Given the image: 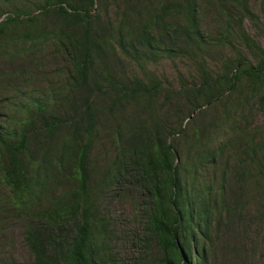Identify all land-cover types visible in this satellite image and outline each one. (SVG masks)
Returning a JSON list of instances; mask_svg holds the SVG:
<instances>
[{"label":"trees","instance_id":"1","mask_svg":"<svg viewBox=\"0 0 264 264\" xmlns=\"http://www.w3.org/2000/svg\"><path fill=\"white\" fill-rule=\"evenodd\" d=\"M205 2L225 14V37L236 29L244 46L233 47L235 54L216 73L195 56L212 39L200 21ZM248 4L0 0V55L26 57L52 43L69 63L58 88L3 97L20 113L0 120V183L5 202L27 220L24 239L33 264H118L96 195L120 181L140 193L141 237L156 242L155 264H217L221 235L240 222L252 197L249 182L256 187L264 176V170L259 177L254 171L259 142H245L243 133L224 138L220 128L214 130L218 124L204 123L182 145L178 136L188 134L181 123L168 127L156 105L163 108L177 92L189 100L191 113L202 103L226 106L225 94L242 82L246 95H256L264 81V48L243 28V19L255 18ZM118 51L143 73L113 59ZM179 55L195 58L198 73L190 72L192 81L179 75V90L165 86L162 94V82L149 66ZM8 76L0 73V81ZM106 126L115 156L96 181L94 148ZM138 238V229L127 237L136 254ZM140 255L126 264H138Z\"/></svg>","mask_w":264,"mask_h":264},{"label":"rangeland","instance_id":"2","mask_svg":"<svg viewBox=\"0 0 264 264\" xmlns=\"http://www.w3.org/2000/svg\"><path fill=\"white\" fill-rule=\"evenodd\" d=\"M248 5L255 18L243 19V28L264 48V15L261 1L249 0ZM234 11L239 12L236 9ZM237 19H239L238 15L233 17L234 21ZM200 21L203 31L208 38L212 37V39L209 44L202 42V51H196L195 56L205 58L211 73L220 72L225 65V60L231 59L235 54L233 47L242 50L244 46L240 45L236 29L231 31L230 37H225L223 32L227 28L225 14L210 3L202 7ZM24 55L16 54L12 58L8 55H0V73H9L6 80L0 81V120L20 113L18 106L3 100V97L8 96L7 93L58 88L68 71L69 63L66 56L57 51L52 43L30 53V57L28 55L24 57ZM118 58L120 61H125L129 70L135 72L139 70L140 74L143 73L125 53L118 51L113 59ZM194 59L182 55L171 58L161 57L149 66L151 73L162 82V94L165 92V86H170L173 91L179 90V75H185L186 79L192 81L190 72L198 73L194 66ZM251 59L253 60V56ZM20 74H31V78L25 79L20 77ZM257 91L256 95H246L249 88L247 83L242 82L237 91H232L235 93L225 94L226 106L222 103L220 105L202 103L198 112L194 113L190 112L189 100L174 92V97L168 100L163 108L156 105V111L160 110L161 114L163 111V117L167 121L165 124L168 127H179V122L181 123L186 134L190 135V137L186 135V138L177 135L182 145L192 138L194 128L199 130L204 123L218 124L214 130L220 128V131H223L221 136L224 138L243 133L245 142L250 139H254V142L258 141L259 150L254 161V171L255 176L259 177L261 170H264V100L261 96L264 95V81ZM159 100L162 101V98ZM94 156L96 157L94 175L98 181L100 171H103L107 161L115 156L109 126L102 129L99 142L94 148ZM259 180L256 187L252 182H249L247 186L248 196L252 197L240 222H235L232 229L221 235L222 238L217 244L219 248L217 264H235V260L236 264H264V176ZM120 184H122L121 181L113 188L96 195V204L101 214L109 221L108 224L112 230L111 247L118 258V264L133 261L139 254L142 255L138 264H155L158 254L156 242L150 241L147 244L141 237V235L145 236V221L139 213L140 193L132 183L126 182L122 187ZM6 192V188L0 183V264H33L32 255L24 239L27 220L5 202ZM137 229L142 242L136 246V254L133 252L136 249L131 248V242L127 237L129 232L137 231Z\"/></svg>","mask_w":264,"mask_h":264}]
</instances>
